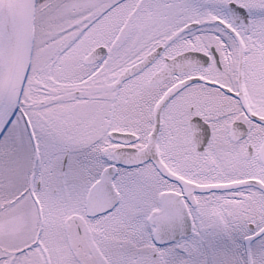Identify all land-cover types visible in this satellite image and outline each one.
<instances>
[{
  "label": "snow or ice",
  "instance_id": "1",
  "mask_svg": "<svg viewBox=\"0 0 264 264\" xmlns=\"http://www.w3.org/2000/svg\"><path fill=\"white\" fill-rule=\"evenodd\" d=\"M0 264H264V0H0Z\"/></svg>",
  "mask_w": 264,
  "mask_h": 264
}]
</instances>
